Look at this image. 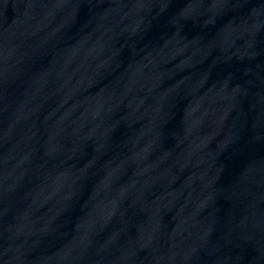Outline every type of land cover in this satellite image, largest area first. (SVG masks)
Wrapping results in <instances>:
<instances>
[{
    "label": "water",
    "instance_id": "95a60500",
    "mask_svg": "<svg viewBox=\"0 0 264 264\" xmlns=\"http://www.w3.org/2000/svg\"><path fill=\"white\" fill-rule=\"evenodd\" d=\"M0 264H264V0H0Z\"/></svg>",
    "mask_w": 264,
    "mask_h": 264
}]
</instances>
